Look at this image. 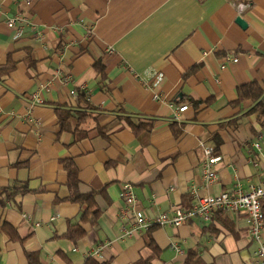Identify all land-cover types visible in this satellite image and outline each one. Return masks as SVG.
Instances as JSON below:
<instances>
[{
    "label": "crops",
    "instance_id": "0c3cea01",
    "mask_svg": "<svg viewBox=\"0 0 264 264\" xmlns=\"http://www.w3.org/2000/svg\"><path fill=\"white\" fill-rule=\"evenodd\" d=\"M16 13L26 21L14 38ZM227 53L237 61L220 69ZM147 70L163 75L152 88ZM250 81L264 86V0H0V264H256L242 210L128 238L120 215L126 183L154 215L191 205L194 188L261 181L264 125L251 100L234 102ZM201 142L220 156L207 187ZM64 160L79 193L96 191V224L67 200ZM12 184L26 191L10 199Z\"/></svg>",
    "mask_w": 264,
    "mask_h": 264
},
{
    "label": "built area",
    "instance_id": "2783aa9c",
    "mask_svg": "<svg viewBox=\"0 0 264 264\" xmlns=\"http://www.w3.org/2000/svg\"><path fill=\"white\" fill-rule=\"evenodd\" d=\"M234 6L238 14L243 10L241 3H235ZM22 21H26V18L20 13H16L6 21V25L15 30L14 38L22 36L25 26ZM107 50L108 52L113 51L112 47H108ZM224 61L220 64V69H224L226 63L236 62L237 57L227 53L224 56ZM138 76L141 80L146 81L151 88L156 86L163 77L161 72L155 70H147ZM35 96L36 94L31 95L32 98L36 99ZM153 97L157 98V95L155 94ZM187 107V104H183L177 107L176 111L177 113L183 112ZM253 145L256 149L260 148L259 142H254ZM200 147L202 153L200 162L201 186L207 187L218 177L216 165L220 156L211 145L201 142ZM192 193L196 201L191 205L187 207L171 205L164 211L150 215L136 204L133 186L127 183L123 184L120 195L127 207L120 214L125 221V224L121 227L122 237L128 238L135 234L148 232L154 226L178 227L191 218H199L205 222H209L214 210H219L226 214L242 210L248 217L249 240L257 243L255 251L256 264H264V238L262 236L264 228V214L262 210V200H264V165L261 181L250 184L247 188L237 185L213 195H199L194 188L192 189Z\"/></svg>",
    "mask_w": 264,
    "mask_h": 264
},
{
    "label": "trees",
    "instance_id": "16d2710c",
    "mask_svg": "<svg viewBox=\"0 0 264 264\" xmlns=\"http://www.w3.org/2000/svg\"><path fill=\"white\" fill-rule=\"evenodd\" d=\"M236 95L237 98L234 101L235 103H240L241 101L244 100H251L253 102V106L251 107L250 111L257 112L259 123L261 125H264V86H262L260 83L256 81H250L245 84L239 85L236 89ZM138 129H139L138 127L136 126L134 127L135 131H137ZM174 132L176 134L178 131L174 130ZM99 133L102 134L103 136H106V133L102 128H99ZM62 165L64 170L66 171L67 184L71 190V194L67 198V200L79 203L81 208V214L78 220L82 222L88 221L92 224H96L97 218L99 216V210L97 209L93 201V196L96 193V191H91L86 194L79 193L77 191L78 173L73 161L64 160L62 161ZM16 184H12L7 188H5L4 190H2L7 193V196L10 199H12L15 196V194L17 193L22 194L24 191H26L25 185H21L17 187L18 185ZM262 210L264 214V200H262ZM83 234H84V230L79 226L78 222H76L74 225L70 226V229L65 234V236L66 238L75 241ZM84 264H110V263L109 262L98 263L92 258H88Z\"/></svg>",
    "mask_w": 264,
    "mask_h": 264
},
{
    "label": "water",
    "instance_id": "95a60500",
    "mask_svg": "<svg viewBox=\"0 0 264 264\" xmlns=\"http://www.w3.org/2000/svg\"><path fill=\"white\" fill-rule=\"evenodd\" d=\"M235 21H236V23H238V24H239L241 27H243V28H244L245 25H246V24H245V21H244L240 16H237Z\"/></svg>",
    "mask_w": 264,
    "mask_h": 264
}]
</instances>
